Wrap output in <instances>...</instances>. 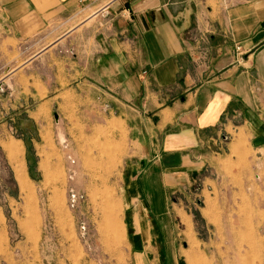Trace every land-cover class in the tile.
Returning <instances> with one entry per match:
<instances>
[{
	"label": "crops",
	"instance_id": "crops-1",
	"mask_svg": "<svg viewBox=\"0 0 264 264\" xmlns=\"http://www.w3.org/2000/svg\"><path fill=\"white\" fill-rule=\"evenodd\" d=\"M0 61L26 120L64 104L121 124L141 264H179L169 194L214 166L222 138L264 148V0H0Z\"/></svg>",
	"mask_w": 264,
	"mask_h": 264
},
{
	"label": "rangeland",
	"instance_id": "rangeland-1",
	"mask_svg": "<svg viewBox=\"0 0 264 264\" xmlns=\"http://www.w3.org/2000/svg\"><path fill=\"white\" fill-rule=\"evenodd\" d=\"M8 66L0 61V83ZM17 108L0 92V264H141L126 220L121 124L86 125L64 104L40 106L48 121L39 124ZM221 142L230 149L214 166L169 194L176 256L179 264H264V148L235 131Z\"/></svg>",
	"mask_w": 264,
	"mask_h": 264
},
{
	"label": "bare ground",
	"instance_id": "bare-ground-1",
	"mask_svg": "<svg viewBox=\"0 0 264 264\" xmlns=\"http://www.w3.org/2000/svg\"><path fill=\"white\" fill-rule=\"evenodd\" d=\"M22 170V169H21ZM22 173H23V171H22ZM22 177V176H21ZM24 179H25V177H24ZM21 180V179H20ZM27 183H28V181H26ZM26 182L22 179V181H21V187H22V189L23 190H25V192L27 191V190H29V188H28V186H27V184H26ZM29 193V192H28Z\"/></svg>",
	"mask_w": 264,
	"mask_h": 264
}]
</instances>
